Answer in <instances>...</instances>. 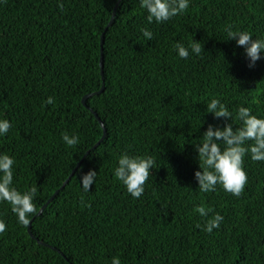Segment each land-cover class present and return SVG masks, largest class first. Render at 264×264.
I'll list each match as a JSON object with an SVG mask.
<instances>
[{"label":"trees","instance_id":"obj_1","mask_svg":"<svg viewBox=\"0 0 264 264\" xmlns=\"http://www.w3.org/2000/svg\"><path fill=\"white\" fill-rule=\"evenodd\" d=\"M188 3L170 21L149 24L140 0H0V120L12 125L0 136V155L15 159L13 187H37L33 236L63 254L40 245L0 202V264H111L114 257L121 264H264V162L246 154L239 198L220 185L202 193L195 177L202 171L195 144L209 125L235 130L241 106L264 119V53L250 69L225 31L231 25L264 39V0ZM192 41L201 54L189 48L181 59L175 45ZM102 87L85 107L83 98ZM212 99L233 121L207 112ZM89 108L106 130L93 150L104 131ZM63 134L79 143L68 147ZM124 153L155 160L139 199L114 175ZM90 170L97 176L85 192L80 177ZM199 206L211 210L207 217L194 211ZM217 213L224 219L208 234L202 227Z\"/></svg>","mask_w":264,"mask_h":264},{"label":"clouds","instance_id":"obj_2","mask_svg":"<svg viewBox=\"0 0 264 264\" xmlns=\"http://www.w3.org/2000/svg\"><path fill=\"white\" fill-rule=\"evenodd\" d=\"M63 10V4L59 5ZM140 7L148 13L149 24L156 22L162 24L185 12L189 3L188 0H140ZM143 37L147 40L153 39V33L148 29H141ZM227 40L236 41L237 47L244 49V55L250 63L248 67L254 68L256 62L261 60V53H264V39H253L251 33L247 31H233L229 25L226 29ZM189 48L191 52L200 55L202 52L201 43L192 41L188 48L177 43L175 50L181 59H188ZM54 100L49 97L46 105H52ZM207 112L214 114L219 119L221 117L233 121V115L225 104L219 99H212L207 104ZM251 108L243 106L236 110L235 120L240 122V126L233 128V124H225L221 129L209 125L203 134L202 142L195 144L198 153L199 168L195 177L199 182L198 190L202 193L216 191V186L220 185L227 193L239 198L244 192L248 182V176L244 170V157L250 154L253 162H264V119L252 115ZM11 123L8 120H0V136L6 135ZM62 140L68 147H74L79 143L76 136L69 137L62 135ZM251 142L248 147L244 145ZM223 145V148L221 147ZM15 159L8 154L0 155V202H7L11 205V211L17 216L18 223L28 226L29 216L36 213V205L33 203L37 194V187L33 186L25 192L18 191L13 187V167ZM155 160L150 156H130L122 154L118 159V167L114 169L115 178L126 188L127 192L134 198L139 199L145 192V184L154 168ZM97 173L94 170L88 171L80 177V183L85 192H89L96 180ZM83 205V200H81ZM90 207V205H88ZM202 217H207L208 212L203 206L194 209ZM220 214L214 215L206 221L202 227L197 224V228L211 234L213 229H218L223 221ZM6 231V225L0 221V233ZM111 264H121L119 257H114Z\"/></svg>","mask_w":264,"mask_h":264},{"label":"water","instance_id":"obj_3","mask_svg":"<svg viewBox=\"0 0 264 264\" xmlns=\"http://www.w3.org/2000/svg\"><path fill=\"white\" fill-rule=\"evenodd\" d=\"M120 1H121V0H120ZM117 5H118V3H117ZM117 5L115 6V9L117 8ZM114 15H115V10H114V14H113L112 20H111V22L109 23V26H110V25L112 24V22H113ZM103 44H104V34H102V36H101V54H103ZM100 64H101V70H102V74H103V56L101 57ZM103 84H104V77H103ZM103 91H104V87H102L98 92H95V93H92V94H90V95L85 96V97L83 98V100H82L83 105H84L85 107H87V99H88L89 97L93 96V95H98V94L102 93ZM89 110L92 112V114H93V115L96 117V119L99 121V123L101 124V126H102V128H103V131H104L103 137H102V138L100 139V141H99V142H98V143H97V144L91 149V150H93V149H95L96 147H98V146L102 143V141L105 139V136H106V130H105V127H104V125H103V122L101 121V119L99 118V116L96 114V112L93 111V110L90 109V108H89ZM91 150H89V151L85 154L84 158L90 153ZM80 164H81V163H79V164L77 165V167L72 171V173L70 174V176L68 177V179H66V181L62 184L61 188H60L59 190H57V191L51 196V198L48 200L47 204H49V203H50V202H51V201H52V200L58 195V193H59L60 190H62V189H64V188L66 187V185L70 182L72 176L75 174L76 170L79 168ZM47 204H46V205H47ZM46 205H44V206L40 209V211L38 212V214H37L36 216H39V215L43 212V210L45 209ZM33 220H34V218L30 221V223H29V225H28V228H27V231H28L29 235H30L33 239H36V238L33 236L32 232H31V225H32ZM36 241H37L40 245H44V246H47V247H49V248H51V249H53V250L58 251L56 248H54V247H52V246H49V245H47V244H45V243H43V242H41V241H39V240H37V239H36ZM58 252H59L60 254H62L60 251H58ZM62 255H63V254H62ZM64 257H65V256H64Z\"/></svg>","mask_w":264,"mask_h":264}]
</instances>
